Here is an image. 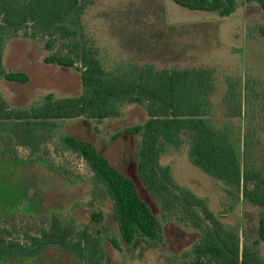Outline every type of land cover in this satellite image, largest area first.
Returning <instances> with one entry per match:
<instances>
[{"label":"trees","instance_id":"16d2710c","mask_svg":"<svg viewBox=\"0 0 264 264\" xmlns=\"http://www.w3.org/2000/svg\"><path fill=\"white\" fill-rule=\"evenodd\" d=\"M94 1L0 0V78L20 83L29 80L26 72L7 70L3 65L5 43L22 37L40 40L47 51L43 62L74 68L81 83L76 95L55 97L48 91L40 104L20 108L11 106L0 95V152L19 162L17 148L25 147L29 160L42 161L48 153V143L60 133L59 121L83 117L101 122L120 116L125 103L139 104L147 119L110 138L131 135L139 139L137 173L144 188L158 201L161 219L141 197L133 179L115 168L94 144L60 133L54 149L70 151L84 160L91 171L89 181L103 187L111 200L117 234L103 236L88 226L78 228L64 223L54 214L48 228L28 236L25 244L6 239L11 232L0 226V255H33L55 245L71 252L82 264H104L105 241L117 250L135 240L157 247L163 243L161 220L173 219L198 232L183 254L190 264H264L259 252L260 243H264V138L251 124L242 131L240 124L232 120L239 113L237 105L228 112L223 102L227 112L218 123L214 121L215 78L211 68H158L152 63L120 62L107 70L98 50L83 37L82 15ZM172 1L190 10H218L222 15L234 10L233 0ZM244 1L256 2L264 13V0ZM258 31L264 37V22ZM58 42L63 50L53 51ZM229 85L234 86L232 81ZM253 99L254 93L246 96L245 102L253 104ZM184 145L190 162L220 184L230 201V210L238 203L259 209L257 237H244L239 227L221 221L222 214H214L205 199L174 180L169 164H160L163 154ZM103 218L102 211L90 213L94 222Z\"/></svg>","mask_w":264,"mask_h":264},{"label":"rangeland","instance_id":"374dc122","mask_svg":"<svg viewBox=\"0 0 264 264\" xmlns=\"http://www.w3.org/2000/svg\"><path fill=\"white\" fill-rule=\"evenodd\" d=\"M233 2L234 10L222 15L218 10H190L172 0H95L82 15L83 37L98 50L107 70L120 62L152 63L158 68H211L215 78L214 121L218 123L227 112L223 102L228 112L237 105L239 113L232 120L240 124L242 131L251 124L258 130V136L264 138V37L258 31L264 13L256 2ZM52 50L63 49L58 42ZM46 53L38 39L17 37L5 43L4 67L24 71L29 76L26 83L0 78V95L11 106L40 104L48 91L55 97L80 92L79 72L44 63ZM230 81L234 86L229 85ZM253 93V104L245 102V97ZM146 119L141 105L125 103L120 116L101 122L83 117L61 120L59 132L94 144L115 168L133 179L141 197L161 219L158 201L144 188L137 173L139 139L131 135L110 138L111 134ZM60 133L48 143L46 157H38L42 161L29 160L25 147L17 148L19 162L3 157L0 152V226L11 232L6 239L28 243V236L48 228L54 214L64 223L78 228L88 226L103 236L117 234L111 200L103 187L89 181L91 171L84 160L70 151L54 149L53 143ZM159 161L171 166L179 185L205 199L214 214H222L221 221L239 227L244 237H257L259 209L249 203H238L230 210V201L220 184L190 162L187 145L163 154ZM93 210L103 212L101 222L90 219ZM161 224L163 243L157 247L135 240L117 250L105 241L104 264H190L183 254L198 237L196 229L180 226L173 219L161 220ZM259 252L264 258L263 242ZM0 264L82 263L66 249L48 245L33 255H0Z\"/></svg>","mask_w":264,"mask_h":264}]
</instances>
